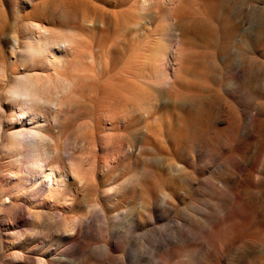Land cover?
<instances>
[{
    "label": "rangeland",
    "instance_id": "1",
    "mask_svg": "<svg viewBox=\"0 0 264 264\" xmlns=\"http://www.w3.org/2000/svg\"><path fill=\"white\" fill-rule=\"evenodd\" d=\"M84 1L95 21L111 11L110 26L41 17L79 37L69 70L79 83L75 101L58 119L50 107L44 133L55 162L72 158L84 171L70 175L59 199L35 177L0 196V264H37L25 253L49 264H264V137L256 125L264 124V0H175L153 18L138 0ZM31 11L0 0V67L9 76L31 68L13 41L25 37ZM164 24L167 43L186 48L168 65L169 84L142 72ZM134 56L132 79L125 67ZM130 80L137 111L121 118L117 90ZM0 155L4 190L14 181L1 147ZM28 171L24 164L20 173ZM80 217L90 222L86 237L62 239L64 220Z\"/></svg>",
    "mask_w": 264,
    "mask_h": 264
},
{
    "label": "bare ground",
    "instance_id": "2",
    "mask_svg": "<svg viewBox=\"0 0 264 264\" xmlns=\"http://www.w3.org/2000/svg\"><path fill=\"white\" fill-rule=\"evenodd\" d=\"M14 1L16 4L22 3L24 7L32 8L30 12L32 20L23 29L25 37H14L13 39L14 49L23 58L29 57L31 68L22 75L9 76L8 73H4V68L0 67V147L8 160L7 164L12 166L8 172L14 181V185H11L9 189L0 188V196L5 195L4 192L24 190L28 185L25 180H32V177H35L43 179L41 181L44 182V185L41 190H46L53 198L59 199L61 188L71 174L75 178L82 177V166L80 168L77 161L75 160V162L72 158L68 161L69 167L55 162L58 155L49 151L50 148L47 150L45 146L48 138L44 133V126H46L50 115V107H54L55 118L58 119L60 113L67 111L75 101L76 88L79 83L75 79L74 73H70L69 70L72 69V58L75 56L79 37L73 31L66 34L56 33L48 24L41 21V17L54 18L55 15L61 14L69 21L81 25L108 27L112 12L106 11L103 20L95 21L91 6L84 0ZM137 2H139L140 10L145 14L152 12V18L158 14L155 8H171L175 4V0H138ZM166 28L167 25L164 24L156 30L149 43L147 53L142 59V72L148 80H163L169 84L174 79H170L168 65L173 59L177 63L186 54V48L180 39L175 48L167 43ZM131 29L133 30L134 27ZM135 59H137L135 56L131 57L125 67V73L128 76L131 75L132 79L134 78ZM239 68L241 67L239 66ZM4 81L5 83H3ZM134 81L130 80L117 90L119 93L117 99L120 103H124L121 118L137 111V104L134 101L136 95ZM256 125L264 137V124L259 122ZM102 138L106 143L109 142V136ZM78 143L80 144V142ZM55 153L58 154L57 151ZM1 159L3 160V157H0V163ZM1 164L0 169L2 170ZM24 164L27 170L31 169V171L21 175L20 172L23 173ZM1 201L0 207H4L5 201ZM34 213L38 214L39 212L35 211ZM63 223L60 237L64 240H78L81 236L86 237L85 233L90 226V222L88 225V219L85 217L77 218L72 223L64 220ZM21 258L28 263L49 264L45 257H35L32 253H25Z\"/></svg>",
    "mask_w": 264,
    "mask_h": 264
}]
</instances>
